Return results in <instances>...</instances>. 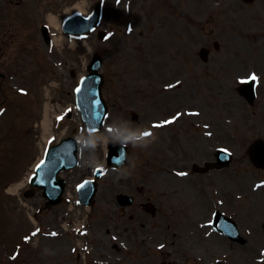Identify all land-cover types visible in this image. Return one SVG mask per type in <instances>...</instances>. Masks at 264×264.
Instances as JSON below:
<instances>
[{"label": "rangeland", "instance_id": "374dc122", "mask_svg": "<svg viewBox=\"0 0 264 264\" xmlns=\"http://www.w3.org/2000/svg\"><path fill=\"white\" fill-rule=\"evenodd\" d=\"M81 1L88 15L99 0H25L5 19L7 28L13 22L16 36L0 39V103L6 102L0 105V264H264V170L245 157L262 117L229 93L232 123L227 124L221 115L215 135L206 131L205 136L196 123L197 112L205 117L220 114L221 106L209 97L217 83L210 84L209 74L215 72L198 55L217 35L222 49L232 53L229 67L239 66L232 69L233 85L237 75L248 71L241 70L244 56L250 62L255 58L253 64L264 81V51L259 49L264 46V0L252 4L243 0H103L101 27L111 38L102 42L94 31L77 38L74 46L66 42L61 49L48 48L40 29L29 30V22L20 20L21 11L34 8V22H49V13H65ZM129 1L131 7L126 4ZM10 4L0 2L3 7ZM210 13L221 16L215 35L210 32ZM127 21L134 27L131 33L125 30ZM153 25L162 28L155 31ZM250 42L259 45L261 60L249 50ZM95 51L105 56L104 96L110 115L104 131L90 133L76 106L75 88ZM163 54L169 58L168 65L174 59L179 65L172 74L184 78L183 92H162L161 84L167 83L168 76L156 60L163 59ZM215 65L220 74L222 64L218 60ZM72 69L78 76L71 75ZM218 89L224 91L223 86ZM260 92L264 99V84ZM172 99L185 115L183 124L171 127V138L169 131L159 130L156 141L145 139L142 133L149 122L162 119L156 113L165 115L162 103ZM46 104L56 115L49 143L76 128L82 133L80 166L63 174L69 179V198L50 208L45 207L41 193L23 196L29 185L20 194L5 192L8 182L31 172L41 154ZM135 114L139 122L133 120ZM107 138L132 144L134 166L121 172L108 170L95 204L85 208L75 202L76 187L97 166L105 167ZM219 146H231L241 157L227 169L192 172L194 162L213 159V149ZM185 169L190 170L188 174L177 175ZM119 191L135 195L132 207L117 203ZM147 197L158 208L155 216L138 207ZM217 209L238 221L245 242L211 231L207 222Z\"/></svg>", "mask_w": 264, "mask_h": 264}, {"label": "water", "instance_id": "95a60500", "mask_svg": "<svg viewBox=\"0 0 264 264\" xmlns=\"http://www.w3.org/2000/svg\"><path fill=\"white\" fill-rule=\"evenodd\" d=\"M97 64H98V60L95 59L92 73L91 75L88 76L87 84H86V87L88 89V95L91 98H93L92 103L95 107L94 108L95 110H98L100 108V101H101L100 88L102 84V80L100 79V76L97 73ZM99 112L100 111L96 113ZM65 157H66L65 153L62 150L53 149V153L49 156L50 167L47 164L45 166V167H49L45 179H41V177H38L35 180V182L40 186L46 185L47 192L52 194L53 198H57V196L61 192V189H59L58 187L59 180L56 179V173L58 170L69 165L71 161L68 159L69 156H67L66 159Z\"/></svg>", "mask_w": 264, "mask_h": 264}, {"label": "bare ground", "instance_id": "6f19581e", "mask_svg": "<svg viewBox=\"0 0 264 264\" xmlns=\"http://www.w3.org/2000/svg\"><path fill=\"white\" fill-rule=\"evenodd\" d=\"M85 5L86 4H82L81 2H78L76 5H74L71 9H79V10H85ZM49 22L55 27V28H60L62 19L60 17V15H55V14H50L49 15ZM65 37L64 36H60V37H56L55 41L58 45L63 46V43L65 41ZM51 108L50 106L47 104L45 106V111H44V118L42 121V125L43 128L45 129V134L46 136L44 137V139H48V137L50 136V134L52 133V117H51ZM28 181V177L25 178V180L20 181L18 183H13L11 186L8 187V191L11 193H19L20 188L22 186H24L26 184V182ZM147 264V263H146Z\"/></svg>", "mask_w": 264, "mask_h": 264}, {"label": "snow or ice", "instance_id": "6c2138e0", "mask_svg": "<svg viewBox=\"0 0 264 264\" xmlns=\"http://www.w3.org/2000/svg\"><path fill=\"white\" fill-rule=\"evenodd\" d=\"M249 79H250L251 81H256V80H258V77H257V75H256L255 73H252V74L250 75ZM169 87H172V85H169ZM77 91L79 92L80 89H77ZM179 116H180V114L178 113L176 117H173V118L170 119V120H166V121H164L162 124L154 125V127H162V126H164V125H166V124H171V123L175 122V120L178 119ZM142 135L145 136V137H147V136H150L151 133H150V132H144V133H142ZM209 135H210V133H209ZM42 163H43V162H42ZM38 167H39V166H38ZM177 175L183 176V175H186V174L181 172V173H177ZM257 187H260V185H258ZM33 235H35V233H33ZM52 235H55V233H52ZM160 247L162 248L163 245H160ZM261 255L264 256V252H262Z\"/></svg>", "mask_w": 264, "mask_h": 264}]
</instances>
